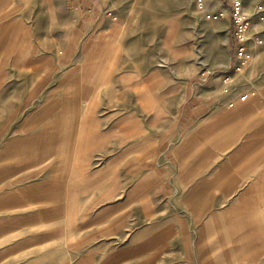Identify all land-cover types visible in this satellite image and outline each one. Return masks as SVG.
Segmentation results:
<instances>
[{
    "label": "crops",
    "instance_id": "crops-1",
    "mask_svg": "<svg viewBox=\"0 0 264 264\" xmlns=\"http://www.w3.org/2000/svg\"><path fill=\"white\" fill-rule=\"evenodd\" d=\"M31 1L0 0L8 38L36 11L56 32L37 43L47 56L61 32L83 38L27 117V264H264L263 73H235L234 42L196 70L186 54L141 60L128 39L113 52L120 24L96 0ZM15 255L0 237V264Z\"/></svg>",
    "mask_w": 264,
    "mask_h": 264
},
{
    "label": "rangeland",
    "instance_id": "rangeland-1",
    "mask_svg": "<svg viewBox=\"0 0 264 264\" xmlns=\"http://www.w3.org/2000/svg\"><path fill=\"white\" fill-rule=\"evenodd\" d=\"M42 1L32 0L31 4L39 8ZM96 1L97 9L108 21L120 24L112 33L111 50L118 51L119 40L128 39L129 53L141 56L144 61H161L164 57L172 60L186 54L191 55V66L196 70L212 59L225 58L232 53V43L239 42L234 35L232 0ZM243 2L252 26L242 42L248 46L251 57L244 64L240 61L241 68H236L235 73L246 76L248 71L259 70L263 77L264 19H259L257 5L264 6V0ZM48 3V8L53 9L52 0ZM220 11L230 16V23L224 25L221 17H208ZM63 17L67 21L72 19L69 11H64ZM32 20L33 29L28 26L27 30H17L11 35L15 36L13 39L8 38L7 30L0 31L4 36L0 39V237L7 240L9 234L14 236V264H27V249L23 250L24 245L27 248V181L31 177L27 170L29 172L33 164L27 156V117L35 113L41 99L46 98L45 94L40 95V89L45 93L46 87L56 85L62 71L71 68V46L77 48L78 40L83 38L78 32L68 38L71 32L60 31L63 35L61 46L55 52L58 60L53 59L47 56L49 49L39 48L37 43L56 32L45 29L46 16L42 13L36 11ZM259 37L263 42L259 43ZM184 43L189 48L184 49ZM87 50L84 46L81 53L86 54ZM228 81L227 88H230L234 80L228 78ZM248 81L249 78L241 76L237 85L242 87ZM27 103L30 104L27 106Z\"/></svg>",
    "mask_w": 264,
    "mask_h": 264
},
{
    "label": "built area",
    "instance_id": "built-area-1",
    "mask_svg": "<svg viewBox=\"0 0 264 264\" xmlns=\"http://www.w3.org/2000/svg\"><path fill=\"white\" fill-rule=\"evenodd\" d=\"M201 2L203 0H200ZM257 11L259 14V19H264V6L262 4L257 5ZM112 12L109 11V14ZM231 13L232 19L234 22V35L238 38L239 42L236 46V57H237V69L241 68L239 62L241 61L244 64L248 59H250L251 55L248 50V46L242 42L246 38V34L252 26V21L250 20L248 14L245 11V6L243 0H232L231 3ZM225 16V11H220L218 13H210L208 14L209 18L218 19L220 17ZM259 43L263 42L262 38H258ZM227 79L229 76L226 77ZM246 94L242 95V98H245Z\"/></svg>",
    "mask_w": 264,
    "mask_h": 264
}]
</instances>
